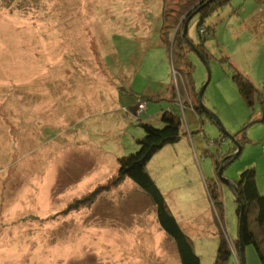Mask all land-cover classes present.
<instances>
[{
  "label": "rangeland",
  "instance_id": "1",
  "mask_svg": "<svg viewBox=\"0 0 264 264\" xmlns=\"http://www.w3.org/2000/svg\"><path fill=\"white\" fill-rule=\"evenodd\" d=\"M185 2L0 0V264H179L169 241L156 254L154 208L129 180L67 211L108 184L118 159L137 149L143 118L167 108L180 119V141L151 160L149 175L171 212L195 233L200 264H213L218 246L206 191L212 180L226 234L237 239L235 195L217 181L215 163L234 153L237 141L229 136L242 133L240 153L222 176L232 183L252 168L264 183V114L257 99L252 108L244 103L232 79L237 70L264 96V0H230L204 19L203 29L199 13L187 19V41L199 43L200 31L208 53L205 61L188 45L186 54L200 113L169 98L174 30L167 15ZM138 98L147 111L140 121L128 110ZM101 208L111 220H99ZM137 223L149 224L150 236L139 232L130 243L123 232ZM244 256L245 264H261L252 245Z\"/></svg>",
  "mask_w": 264,
  "mask_h": 264
},
{
  "label": "trees",
  "instance_id": "2",
  "mask_svg": "<svg viewBox=\"0 0 264 264\" xmlns=\"http://www.w3.org/2000/svg\"><path fill=\"white\" fill-rule=\"evenodd\" d=\"M229 1L230 0H186L182 8L175 9L171 11L172 14L167 15L171 17L168 19V27L174 30L172 37V52L169 57L171 68L173 69L171 70L175 72L173 75L175 84L170 88V95L173 103H176L177 98V104H179L182 110L189 108L200 113L203 109L201 105L196 106L192 99V81L190 78L192 66L186 56L188 45L191 46L193 50L196 49L205 61L208 59V53L204 46L205 36L202 35L200 31V41L196 45L187 41L186 37L183 35L186 21L190 15L193 16L197 12L201 17L198 28L200 29L202 27L201 29H203L205 28L202 26L204 19L214 10L222 7ZM170 32L169 30V34ZM208 34L209 33H207V35ZM163 42L164 47L169 53L170 50L167 48L168 44L164 37ZM177 76L180 77L181 81H179ZM232 79L244 103L252 108L255 99H257L264 114L263 94L255 88L249 79L244 77L237 70H234ZM142 102L145 103L146 106L145 100L143 98H138L135 101V105L131 108L132 115L138 121H140V116L145 111L144 109L139 116H137L138 105ZM170 110L171 109L168 108L167 110H163V112L161 111L159 123L155 124L150 121L141 122L139 125L142 128L143 136L136 139L137 149L118 159L117 172L110 177L107 181L108 184L104 185V187L100 186L96 188L82 198L76 199L74 203L69 204L67 211L78 210L81 206L87 207L92 204L97 197L101 196L99 194L102 192H106L110 187H118L124 180H129L142 194L149 197L151 206L155 211L157 224L165 234L167 240L175 246L179 264H200L199 256L193 248L191 238L179 225L177 218L171 212L166 202L164 194L158 188L147 170V165L158 151L166 146L175 145L180 141V119ZM238 134L239 133L235 135V139L237 144L241 145L245 137L244 134L241 133V136L237 139ZM235 150L236 148L234 147L231 152ZM232 158L233 156H229L221 165L224 167ZM221 165L220 163H215L216 172H218ZM217 181L219 182V180ZM232 184L233 186L230 187L235 195L238 224L241 223L243 227V244L245 246L252 245L260 263L264 264V197L257 189L254 169L250 168L241 172L238 179L232 182ZM206 191L213 204V216L218 226V231L216 233L218 236V246L213 264H228V261L231 258L233 259V253H237L240 257L238 239L232 243L228 235L225 234L223 205L219 199L216 180H212L211 183L206 184ZM240 212L241 218L239 221ZM220 223H222V227Z\"/></svg>",
  "mask_w": 264,
  "mask_h": 264
},
{
  "label": "crops",
  "instance_id": "3",
  "mask_svg": "<svg viewBox=\"0 0 264 264\" xmlns=\"http://www.w3.org/2000/svg\"><path fill=\"white\" fill-rule=\"evenodd\" d=\"M167 94V93H166ZM157 94H155V95H153V96H156ZM169 98H170V100L172 101V98H171V95L169 94ZM134 106V105H133ZM132 106V107H133ZM132 107H130L128 110H130V112H132ZM168 109V108H167ZM147 110V109H146ZM145 112H147V111H145ZM144 113V112H143ZM142 113V114H143ZM132 115V114H131ZM159 116H160V113H155L152 117H150V115H146V117L145 118H143L144 120L143 121H150V122H152V123H159ZM178 143H176L174 146H176ZM167 147H173V145L172 146H167ZM167 147H164V148H162L160 151H158V153L159 152H162L163 150H165V149H167ZM264 152V151H263ZM157 153V154H158ZM157 154H155L154 155V157H156V155ZM154 157L152 158V159H154ZM151 159V160H152ZM151 160H150V162H151ZM150 162H149V164H150ZM149 164L147 165V170H148V173L149 174H151V172H150V169H149ZM115 167H113V170L111 171V173H110V175L111 176H113L115 173V170L117 169V165H114ZM100 169H102V168H100ZM117 171V170H116ZM114 173V174H113ZM151 176V175H150ZM94 179V178H93ZM86 180V179H85ZM99 180H101V179H99ZM125 181H127V180H124L123 181V183L121 184V186L125 183ZM255 182H256V186H257V189H258V191H259V193L264 197V183H262V185H261V183L258 181V180H256L255 179ZM126 184H128V186H130V184L128 183V182H126ZM132 185V184H131ZM132 189H133V186H132ZM135 191H137L136 189H135ZM139 192V191H138ZM139 193H141V192H139ZM102 195V194H101ZM101 196H99V197H97V199H96V202H97V200L100 198ZM103 210V211H102ZM107 212L105 211V209H103V208H101L100 210H99V213H98V215H100V216H103L101 219H99L100 221H103V220H111L112 218L111 217H106L108 214H106ZM148 216H149V214H148ZM153 216V217H152ZM150 217H152V219H153V222L152 221H150V219H149V223H150V225L153 227V232H154V234H153V237H155V240L153 241V243L155 244L154 245V247H155V249H156V254H158L159 252H161L162 254H163V240L166 242V241H168L167 240V238H166V236H165V234L163 233V231L160 229V227H159V225L157 224V219H156V215H155V213H152V215H150ZM176 217V216H175ZM177 218V217H176ZM209 218V217H208ZM177 220H178V218H177ZM178 222H179V225L181 226V228L182 229H184V231L187 233V235L191 238L192 237V235L193 234H195V233H191V231H189V225L188 224H186V223H181L179 220H178ZM187 222H188V220H187ZM192 222H193V224L191 225V229L194 231V229H193V227L194 226H196L197 224H198V222H196V220L195 219H193L192 220ZM213 223H214V220H213V218L211 219V217L208 219V227H210V226H212L213 225ZM195 224V225H194ZM111 225V224H110ZM109 225V226H110ZM105 227H107V226H105ZM111 228H116L117 226H114L113 225V227L112 226H110ZM140 227V228H139ZM131 228L132 229H130V230H128L127 232H123V233H125L126 235H127V237H128V239H129V242L130 243H133L134 241H135V239L137 240V239H139V238H141V235L139 234V232H141L142 233V235H143V237H149L150 236V227H149V224L147 225V227H142V225H141V223H137L135 226L134 225H132L131 226ZM102 231L104 230V233H106L107 231H106V228H103V229H101ZM188 230V231H187ZM117 233V236L119 235V233H120V231H118V232H116ZM106 235V234H105ZM109 235L110 236H112V231H110V233H109ZM135 238V239H134ZM141 241H142V239H141ZM136 243H137V241H135ZM193 242V241H192ZM149 242H147V244H148ZM112 247H113V249H114V246L112 245ZM115 252H120V250L118 249V248H115ZM177 257V256H176ZM163 259V258H162ZM176 261H178V257H177V260ZM178 263H179V261H178ZM125 264H132V263H130V262H126Z\"/></svg>",
  "mask_w": 264,
  "mask_h": 264
},
{
  "label": "water",
  "instance_id": "4",
  "mask_svg": "<svg viewBox=\"0 0 264 264\" xmlns=\"http://www.w3.org/2000/svg\"><path fill=\"white\" fill-rule=\"evenodd\" d=\"M186 25H187V23L185 24L184 31H183V35L184 36H185V33H186ZM194 52H196V54L200 55L196 51V49H194ZM207 74H208L207 75V80H206L205 84H203V86L201 87V89H200V91L198 93V101H199L200 104H201L202 95H203L204 90L206 88V85H207V83L209 82V79H210L209 78V70L208 69H207ZM229 139L230 140H235L234 137H230V136H229ZM234 147L236 148V150L234 151V153L231 156L237 157L239 155V153H240L241 148L239 147V145L237 144V142L234 144ZM227 158L228 157H226L222 161V164L224 163V161ZM222 172H223V165L220 166V168H219V170L217 172V178H218V180L221 181L222 183L226 184V185L233 186V184L229 180H226L225 178H223ZM240 218H241V212H240V216H239V221H240ZM237 239H238V244H239V254H240L241 264H245V256H244L245 245L243 244V227H242V224L241 223L238 224V237H237Z\"/></svg>",
  "mask_w": 264,
  "mask_h": 264
},
{
  "label": "built area",
  "instance_id": "5",
  "mask_svg": "<svg viewBox=\"0 0 264 264\" xmlns=\"http://www.w3.org/2000/svg\"><path fill=\"white\" fill-rule=\"evenodd\" d=\"M172 73H173V75L175 74L174 71ZM145 107H146L145 103H143V102L138 105L137 116H139V114L145 109ZM263 149H264V145H263ZM220 224L222 227V223H220ZM225 234H226V231H225ZM233 259H234V264H240L237 253H233Z\"/></svg>",
  "mask_w": 264,
  "mask_h": 264
},
{
  "label": "clouds",
  "instance_id": "6",
  "mask_svg": "<svg viewBox=\"0 0 264 264\" xmlns=\"http://www.w3.org/2000/svg\"><path fill=\"white\" fill-rule=\"evenodd\" d=\"M228 235V234H227ZM229 238V237H228ZM238 255V254H237ZM238 259H239V262H240V264H241V259H240V257H239V255H238Z\"/></svg>",
  "mask_w": 264,
  "mask_h": 264
},
{
  "label": "bare ground",
  "instance_id": "7",
  "mask_svg": "<svg viewBox=\"0 0 264 264\" xmlns=\"http://www.w3.org/2000/svg\"><path fill=\"white\" fill-rule=\"evenodd\" d=\"M233 243V242H232Z\"/></svg>",
  "mask_w": 264,
  "mask_h": 264
}]
</instances>
